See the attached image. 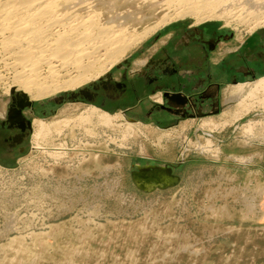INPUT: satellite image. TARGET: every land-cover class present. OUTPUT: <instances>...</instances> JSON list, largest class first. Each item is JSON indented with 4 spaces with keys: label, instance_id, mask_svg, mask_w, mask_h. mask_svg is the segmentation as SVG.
Listing matches in <instances>:
<instances>
[{
    "label": "rangeland",
    "instance_id": "rangeland-1",
    "mask_svg": "<svg viewBox=\"0 0 264 264\" xmlns=\"http://www.w3.org/2000/svg\"><path fill=\"white\" fill-rule=\"evenodd\" d=\"M204 1L92 3L102 23L122 30L126 39L165 15L171 19L113 63L100 60L83 84L42 100L28 98L31 104L21 109L32 130L11 153L3 140L8 132L0 129V264H264V169L259 162L237 164L232 157L238 154L233 143L241 139V129L251 118L259 120L264 108L225 128L206 120L203 130L184 131L179 124L170 134L160 132L157 120L127 110V104H113L107 112L82 96L72 97L115 72L175 21L213 22L241 34L263 26L228 25L220 13L175 14L191 4L197 9L199 2L211 4L204 10L234 6ZM249 1L255 5L247 2L250 11H264V0H258L260 6ZM6 90L0 82V118L12 93ZM104 112L112 115L111 124L99 119ZM207 140L213 150L205 148ZM147 165L171 166L179 180L144 191L133 172Z\"/></svg>",
    "mask_w": 264,
    "mask_h": 264
},
{
    "label": "crops",
    "instance_id": "crops-1",
    "mask_svg": "<svg viewBox=\"0 0 264 264\" xmlns=\"http://www.w3.org/2000/svg\"><path fill=\"white\" fill-rule=\"evenodd\" d=\"M131 57L113 73L114 79L127 74L132 87L127 107L144 114L148 121L157 120L161 133L171 134L179 124L184 131L190 127L203 130L205 120L225 128L262 107L264 92L254 101L247 93L264 78V25L241 34L213 22L194 25L175 21L141 44ZM154 79L158 86L150 85ZM262 114V120L251 118L253 122H248L253 123L252 133L243 127L241 139L233 143L238 154L232 157L237 164L243 157L247 162L242 164L259 162L264 169V111ZM247 150L249 154H243Z\"/></svg>",
    "mask_w": 264,
    "mask_h": 264
},
{
    "label": "bare ground",
    "instance_id": "bare-ground-1",
    "mask_svg": "<svg viewBox=\"0 0 264 264\" xmlns=\"http://www.w3.org/2000/svg\"><path fill=\"white\" fill-rule=\"evenodd\" d=\"M216 1L219 0L214 2ZM220 1L226 6L228 4L238 5L233 8H228V6L218 8L212 3L214 7L211 6L212 9L209 7L211 10H204L203 8H208L211 4L207 6L209 2L207 4L202 2L203 5L199 2V8L202 7V10L195 9L196 7L191 4L175 14L183 17L192 13H198L197 16H199L200 13L202 18H208L220 13L221 17L229 18L228 25L229 23H235L236 26L246 25L249 29L264 25V11L260 12L259 7V10L256 8L257 11L256 9L250 11L249 3H247L250 2L249 0L245 3H243L244 0ZM93 2L95 0H0V82L5 84L6 91L19 88L18 97L21 101L28 98L37 101L61 90L77 87L89 80L91 71L96 69L100 60L104 61V64L113 63L133 43L143 39L171 19L170 16L165 15L156 25L145 28L139 35L137 33L138 36L135 35V38L126 39L122 30L115 29L114 25L102 23L101 14L97 11L98 5L93 6ZM257 3L259 6L262 4L261 1ZM206 12L212 14L205 16ZM100 50L104 52L97 55L101 53ZM101 55H104L102 56L104 58H100ZM243 88L244 86H241V90ZM260 92H264V78L257 80L254 86L251 85L247 96L256 99ZM260 103L264 108V100ZM99 119L108 125L112 123L113 117L104 112L99 115ZM42 125L44 126L43 123ZM211 126H215V123L213 122ZM248 126L245 128L246 132L252 133L253 123ZM207 142L205 148L213 150L214 144L209 140ZM219 150L220 148L217 150L218 153ZM53 156L60 155L54 154ZM242 161L247 162V160Z\"/></svg>",
    "mask_w": 264,
    "mask_h": 264
},
{
    "label": "flooded vegetation",
    "instance_id": "flooded-vegetation-1",
    "mask_svg": "<svg viewBox=\"0 0 264 264\" xmlns=\"http://www.w3.org/2000/svg\"><path fill=\"white\" fill-rule=\"evenodd\" d=\"M121 63L117 66L116 71L121 69ZM113 73H109L105 77L101 78L97 83L91 87H87L72 95L75 100L80 99V96L86 98L90 103L98 105V108L107 112H112L110 106L113 104H127L128 95L131 91V84L128 82L127 74L121 75L118 79H114ZM152 86H158L159 84L155 79L150 83ZM137 91V90H136ZM91 96L88 99L86 95ZM62 100V99H61ZM22 102L18 94L13 92L10 94L9 102L5 106V116L0 118V129L7 131L8 134L3 138L6 144V150L11 153L17 146L18 142L23 141L32 130V122L25 116L23 110L20 107ZM133 107H127V110H132ZM22 112V119L19 120L18 111Z\"/></svg>",
    "mask_w": 264,
    "mask_h": 264
},
{
    "label": "water",
    "instance_id": "water-1",
    "mask_svg": "<svg viewBox=\"0 0 264 264\" xmlns=\"http://www.w3.org/2000/svg\"><path fill=\"white\" fill-rule=\"evenodd\" d=\"M88 99H91V96L86 95ZM20 107L24 105H30L31 101L28 99L22 101ZM19 120L22 119L23 115L21 110L18 111ZM173 168L168 165L157 166V165H147L139 166L137 171L133 172V179L138 187L144 191H152L157 188L165 189L179 180V177L172 173ZM166 177H169L168 179Z\"/></svg>",
    "mask_w": 264,
    "mask_h": 264
}]
</instances>
